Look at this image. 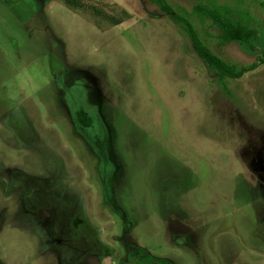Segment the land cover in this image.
I'll list each match as a JSON object with an SVG mask.
<instances>
[{"label":"rangeland","instance_id":"1","mask_svg":"<svg viewBox=\"0 0 264 264\" xmlns=\"http://www.w3.org/2000/svg\"><path fill=\"white\" fill-rule=\"evenodd\" d=\"M74 1L0 0V264H264V64L171 17L264 0Z\"/></svg>","mask_w":264,"mask_h":264},{"label":"trees","instance_id":"2","mask_svg":"<svg viewBox=\"0 0 264 264\" xmlns=\"http://www.w3.org/2000/svg\"><path fill=\"white\" fill-rule=\"evenodd\" d=\"M65 6H67L70 9H76L80 4H77L74 0H61ZM161 9L163 11L166 10V8L161 5ZM202 9H198L200 11ZM206 15H208L212 23L220 24V33L217 35L218 39L223 42H232V41H248L253 31L246 25L241 22H238L236 24H233L228 21L220 20V18L215 14L213 11H204ZM172 18L177 20L181 27L186 31L187 35L189 36L194 51L200 57L202 60H204L211 68L217 70L222 77H228L232 79H236L241 77L245 72L254 70L259 64H264V54L258 58V62L252 63L246 67H242L240 69H237L235 66L228 64L224 62L222 59H220L217 55H215L211 50L206 47L201 39L199 38L197 32L193 28V26L189 23L188 20H186L183 17L177 16V15H171Z\"/></svg>","mask_w":264,"mask_h":264},{"label":"water","instance_id":"3","mask_svg":"<svg viewBox=\"0 0 264 264\" xmlns=\"http://www.w3.org/2000/svg\"><path fill=\"white\" fill-rule=\"evenodd\" d=\"M105 264H109V262H108V261H106V262H105Z\"/></svg>","mask_w":264,"mask_h":264}]
</instances>
